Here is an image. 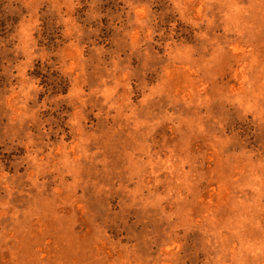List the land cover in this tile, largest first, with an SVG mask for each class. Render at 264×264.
I'll return each mask as SVG.
<instances>
[{
	"label": "rangeland",
	"instance_id": "1",
	"mask_svg": "<svg viewBox=\"0 0 264 264\" xmlns=\"http://www.w3.org/2000/svg\"><path fill=\"white\" fill-rule=\"evenodd\" d=\"M0 264H264V0H0Z\"/></svg>",
	"mask_w": 264,
	"mask_h": 264
}]
</instances>
